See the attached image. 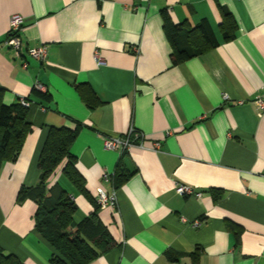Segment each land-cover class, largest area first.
Segmentation results:
<instances>
[{"label":"crops","instance_id":"obj_1","mask_svg":"<svg viewBox=\"0 0 264 264\" xmlns=\"http://www.w3.org/2000/svg\"><path fill=\"white\" fill-rule=\"evenodd\" d=\"M164 10L185 29L206 21L218 45L173 63ZM14 14L25 19L19 55L5 44ZM44 44L46 60L31 56ZM0 88L6 104L29 102L32 129L0 168V246L23 264H54L56 250L19 192L39 182L50 128L79 124L71 151L89 196L62 168L48 186L69 192L75 222L97 210L115 238L87 264H264V0H0ZM131 127L144 139L106 148ZM124 169L135 172L116 184ZM98 187L115 208L97 203Z\"/></svg>","mask_w":264,"mask_h":264},{"label":"trees","instance_id":"obj_2","mask_svg":"<svg viewBox=\"0 0 264 264\" xmlns=\"http://www.w3.org/2000/svg\"><path fill=\"white\" fill-rule=\"evenodd\" d=\"M223 13L225 20H228L230 12L224 10ZM163 18L164 29L174 47L172 58L175 64L198 56L218 45V40L206 21L185 29L183 23L176 24L165 10ZM231 24H225L226 39L234 37L233 31L226 29L227 26L231 28ZM78 87L85 100L89 103L93 102L91 95L94 92L91 88L86 85ZM3 95L4 88H0V168L4 161H15L18 158L25 139L32 129L28 121V107L21 102L6 104ZM79 130L80 124L75 129L50 128L39 159L41 170L39 182L32 187H22L18 195L19 202L30 199L36 203L35 227L55 248L56 253L52 258L54 264H87L117 245L97 210L77 223L74 221L77 204L70 197L69 192L59 183L53 187L48 186L50 178L58 168H62L63 175L89 196L85 179L76 166L77 157L71 151ZM134 172L135 170L129 169L117 171L114 176L116 184L123 183ZM0 264L23 263L13 253L7 252L0 246Z\"/></svg>","mask_w":264,"mask_h":264},{"label":"built area","instance_id":"obj_3","mask_svg":"<svg viewBox=\"0 0 264 264\" xmlns=\"http://www.w3.org/2000/svg\"><path fill=\"white\" fill-rule=\"evenodd\" d=\"M25 24V19L22 15L20 14H14L11 17L10 21V30H9V35L7 39L5 40V44L13 48L16 53L19 55L20 54V49L22 45V38H21V30ZM31 56L44 61L47 58L48 55V47L47 45H41L36 48H32L29 50ZM98 60L102 61L99 59ZM39 89H44V86L41 84L37 85ZM225 98L228 99V96L225 94ZM254 102L257 105L259 113L264 112V95H259L254 99ZM21 103L28 107L29 102L26 100H21ZM142 134H140L135 127H131L130 130L122 136H110L107 135L104 137V144L106 148L108 149H121L123 152L129 150L135 143L134 140H142ZM142 144V141L140 142ZM156 148L159 147V142L156 144ZM112 177V174L109 172H105L103 175V178L105 180H110ZM177 191L181 194H195L198 197L202 195L201 192H194V188L184 185V184H179L177 186ZM97 203L101 207H111L115 208L117 204V196L115 194H109L103 187H98L96 190V195H95ZM196 224H200V221H196Z\"/></svg>","mask_w":264,"mask_h":264}]
</instances>
